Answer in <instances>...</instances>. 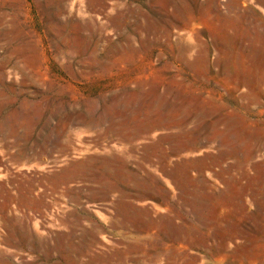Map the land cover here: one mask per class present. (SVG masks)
Segmentation results:
<instances>
[{
    "label": "rangeland",
    "instance_id": "374dc122",
    "mask_svg": "<svg viewBox=\"0 0 264 264\" xmlns=\"http://www.w3.org/2000/svg\"><path fill=\"white\" fill-rule=\"evenodd\" d=\"M61 5L59 28L34 0H0V30L38 43L46 59L30 64L17 41L14 51L0 38V90L9 86L0 96V264H264V0ZM58 33L101 37L96 58L58 53ZM125 37L139 54L122 58ZM94 97L97 111L120 98L131 107L125 119L109 111L89 127L79 116L95 109ZM162 99L176 122L155 134L165 160L153 139L132 145L110 131L141 128ZM227 100L240 107L212 117L228 121L216 140L170 152L174 136L206 125L197 112ZM27 147L28 158L19 154ZM115 180L125 194L109 190Z\"/></svg>",
    "mask_w": 264,
    "mask_h": 264
},
{
    "label": "bare ground",
    "instance_id": "6f19581e",
    "mask_svg": "<svg viewBox=\"0 0 264 264\" xmlns=\"http://www.w3.org/2000/svg\"><path fill=\"white\" fill-rule=\"evenodd\" d=\"M35 5L37 8V11L45 16L48 17L49 20L55 21L57 25H59V28L61 27L59 22V16L62 11V5L61 0H47L46 4L42 3V0H34ZM7 13L5 9H0V26L3 24L4 19L6 17ZM19 31V30H17ZM15 31H6V30H0V38L7 39L8 43L11 44V48L16 51L19 49L20 57L23 60H26L30 64H38L39 67H42V64L45 63L46 59L43 56V54L39 53V44L34 43L32 45L28 44L27 39L24 36H16L13 33ZM66 41V49L61 44V41ZM125 44L121 51L123 52L122 58H124V54L126 53H133V54H139L142 50L141 48H137L132 44V41L134 40L132 37H125ZM19 43L18 48L16 49L13 45L15 42ZM102 39L101 37H94V36H87V35H77L73 37L68 36H62L60 33L53 35L51 37V43L55 48L57 49L58 53L64 54V53H81V54H88L90 53L93 55L94 58H96V51L99 48V45L101 43ZM108 45H112V41L105 40L104 41ZM145 45V44H144ZM70 69L72 68V65L70 64L68 66ZM142 73L136 72L132 76H129L125 79H120L114 82V84L117 83H123V82H130L133 79L140 78ZM3 73L2 69H0V80L2 83L4 82L3 79ZM9 89V86L4 84L3 88L0 90V96L2 97H9V92L7 91ZM45 96V95H44ZM45 97H52V96H45ZM165 101V100H164ZM163 99L160 100L159 105V111L160 114L157 117L152 118L148 121L147 124L143 125L141 128H133V129H127L125 127H122V124L112 125L110 127V131L117 134L123 141H127L128 143L135 145L137 141H140L145 138H151L153 139V142L151 143V146L153 148V152L156 156H158L160 159H168L167 152L164 148L165 141L163 139H156L155 134L157 130L175 126L174 119L167 118V110H171V108H166L164 105ZM91 103L94 105L95 109L91 111L88 116L84 119L79 116V119L82 123L89 127H93L95 125L100 124L101 122L105 121L110 115L109 111L114 113L116 116L124 118L126 117V113L129 111L131 105L126 104L125 98H120L118 100H114L109 104H104V108L101 111H97V106L100 104V99L97 97H94L91 99ZM49 103L46 102V104L42 107H40V110L45 111L44 115L46 116L45 124H49V117L52 116L53 111L49 110ZM63 107V106H62ZM239 105L236 102H233L232 100H227L221 104L220 107H217V109H205L202 113H198L196 117L201 118L202 121H206V125H199V128L194 133L183 132L179 136H174L173 140L170 142V152L177 153L181 152L183 150H189L193 145L199 144V142L202 139L207 140H216L221 134L222 131L220 130L221 124H227L228 121H226V117L224 116H217L214 120L212 119L213 116H215L217 113H219L220 110L232 112L234 109H239ZM192 111L190 109L183 110L180 120L177 121L178 125H182L183 123L187 122V120L190 118L189 114ZM208 121V122H207ZM121 127L123 129H121ZM175 139V140H174ZM58 142V141H57ZM58 146L60 149H64L65 143L64 140H60L58 142ZM20 155L24 157H29L28 153V147L21 150L19 152ZM110 156L115 158V154L110 153ZM123 161L127 160V158L123 155L121 156ZM97 174L101 175L102 171L99 172L97 170ZM170 177L174 176L173 171H167ZM109 190L111 191H119L122 194H125V190L122 188V186L115 180L112 184L109 185ZM124 223V222H120ZM100 231L104 230V226H100ZM149 228H145V232L149 234ZM78 250H82V247L79 246L77 248Z\"/></svg>",
    "mask_w": 264,
    "mask_h": 264
},
{
    "label": "crops",
    "instance_id": "0c3cea01",
    "mask_svg": "<svg viewBox=\"0 0 264 264\" xmlns=\"http://www.w3.org/2000/svg\"><path fill=\"white\" fill-rule=\"evenodd\" d=\"M234 83V82H233ZM230 84H232V83H230ZM238 84H243V83H238Z\"/></svg>",
    "mask_w": 264,
    "mask_h": 264
}]
</instances>
